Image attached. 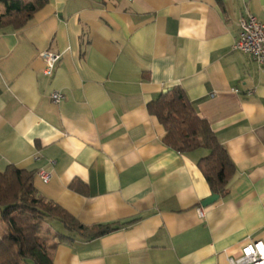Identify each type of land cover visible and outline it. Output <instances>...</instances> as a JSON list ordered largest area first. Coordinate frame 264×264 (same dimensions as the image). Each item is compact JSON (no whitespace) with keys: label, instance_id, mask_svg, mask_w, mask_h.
Masks as SVG:
<instances>
[{"label":"crops","instance_id":"1","mask_svg":"<svg viewBox=\"0 0 264 264\" xmlns=\"http://www.w3.org/2000/svg\"><path fill=\"white\" fill-rule=\"evenodd\" d=\"M247 14L264 21V0H48L0 28V170H35L39 194L86 225L123 224L71 234L55 264H230L264 240V67L233 49ZM45 50L61 54L53 76ZM174 86L235 165L208 206L206 152L167 146L148 109Z\"/></svg>","mask_w":264,"mask_h":264},{"label":"trees","instance_id":"2","mask_svg":"<svg viewBox=\"0 0 264 264\" xmlns=\"http://www.w3.org/2000/svg\"><path fill=\"white\" fill-rule=\"evenodd\" d=\"M0 3L5 6L0 11V28H21L48 0H0ZM148 109L165 127L167 146L180 153L206 152L198 166L212 193L224 195L235 165L186 91L174 86L149 103ZM35 174V170L20 169L13 164L0 170V264H55L54 252L58 245L72 242L74 235L92 240L123 225L82 223L61 205L39 194L34 184Z\"/></svg>","mask_w":264,"mask_h":264},{"label":"built area","instance_id":"3","mask_svg":"<svg viewBox=\"0 0 264 264\" xmlns=\"http://www.w3.org/2000/svg\"><path fill=\"white\" fill-rule=\"evenodd\" d=\"M240 33L235 39L233 49L249 54L261 67H264V21L253 14H247L239 21ZM45 62L43 73L53 76L61 54L51 50L41 53ZM64 94L60 91L53 92L51 99L53 102H60L64 99ZM44 182H49L50 172L41 170L39 173ZM199 216H204V209H198ZM230 264H264V240H248L241 249L238 257L229 259Z\"/></svg>","mask_w":264,"mask_h":264},{"label":"water","instance_id":"4","mask_svg":"<svg viewBox=\"0 0 264 264\" xmlns=\"http://www.w3.org/2000/svg\"><path fill=\"white\" fill-rule=\"evenodd\" d=\"M220 198L219 194H212L210 197L206 198L202 204L203 206H208L212 203H214L215 201H217Z\"/></svg>","mask_w":264,"mask_h":264},{"label":"rangeland","instance_id":"5","mask_svg":"<svg viewBox=\"0 0 264 264\" xmlns=\"http://www.w3.org/2000/svg\"><path fill=\"white\" fill-rule=\"evenodd\" d=\"M54 221H55V223H56L57 225H59V224L62 225L60 222H58V221H56V220H54ZM56 224H55V225H56ZM1 231H2V225H1V223H0V232H1Z\"/></svg>","mask_w":264,"mask_h":264}]
</instances>
